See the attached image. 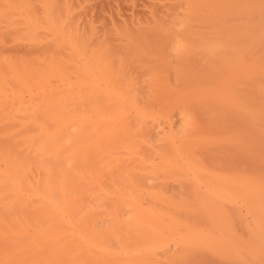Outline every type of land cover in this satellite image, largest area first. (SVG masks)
Listing matches in <instances>:
<instances>
[{
    "label": "bare ground",
    "instance_id": "obj_1",
    "mask_svg": "<svg viewBox=\"0 0 264 264\" xmlns=\"http://www.w3.org/2000/svg\"><path fill=\"white\" fill-rule=\"evenodd\" d=\"M156 1L0 0V264H264V0Z\"/></svg>",
    "mask_w": 264,
    "mask_h": 264
},
{
    "label": "rangeland",
    "instance_id": "obj_2",
    "mask_svg": "<svg viewBox=\"0 0 264 264\" xmlns=\"http://www.w3.org/2000/svg\"><path fill=\"white\" fill-rule=\"evenodd\" d=\"M59 1L62 2V0ZM153 1L154 0H66V2L70 6L76 8L78 7L76 9L77 11L75 12V14L77 12H80L81 15H83L80 16L79 13L76 14V16L78 15L77 17L80 25L82 24V28L84 24L86 25V23L90 21V24L88 23L87 26L95 24L96 26H91L93 28L98 26V30H101L100 28H102V30L110 29L108 27H111V25V29L116 28L115 26H119L120 22L123 21L124 23V21L126 22L127 20H131L130 22L127 21L129 22V25H127L130 28L134 26L133 24L135 22L133 23V21L137 20L139 22L138 25L141 24L144 18H148V12L152 11L153 6L150 7V5H152L151 3ZM154 2L157 1L155 0ZM126 23H124L123 25H125ZM130 23L133 25L132 27L130 26ZM105 24L106 26H108L106 27ZM109 24L111 25L109 26ZM136 24L137 22L135 23L134 27H136ZM99 25H101L100 28ZM120 25H122V23Z\"/></svg>",
    "mask_w": 264,
    "mask_h": 264
}]
</instances>
